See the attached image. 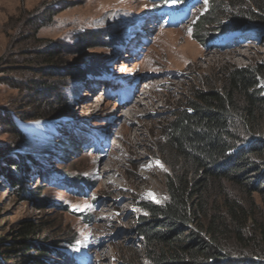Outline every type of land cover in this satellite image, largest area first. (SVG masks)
<instances>
[{
	"label": "rangeland",
	"instance_id": "rangeland-1",
	"mask_svg": "<svg viewBox=\"0 0 264 264\" xmlns=\"http://www.w3.org/2000/svg\"><path fill=\"white\" fill-rule=\"evenodd\" d=\"M168 4L169 10L176 9L173 1ZM207 9L208 2L197 0L186 9L184 19L183 16L172 19L169 13H163L147 34L140 37L134 33L133 23L138 14L152 12L145 0H0V56L6 52L9 41L22 38L27 30L24 22L37 18V37L45 45L62 48L67 70L59 81L55 78L48 81L67 114L48 120H21L14 115L31 113L34 95L27 88L30 79L37 76L27 70L0 71V112L14 115L23 132L22 137H14L2 114L0 258H5L1 248L15 239L19 224L32 220L39 221L54 240H74L71 245L64 244V248L73 253L79 264H131L126 260L135 259L130 258L134 250L136 260L142 262L140 241L131 230L140 214L137 203L160 204L166 199L164 181L168 169L158 157L156 141L162 136L166 118H170L168 113L178 100L187 99L191 88L206 87L223 70L264 60V42L253 31L232 37L227 44L209 43L205 47L194 37L193 24ZM225 12L221 11L222 24L227 22ZM217 29L211 27L206 37L219 32ZM104 30L125 40L124 46L130 39L127 43L130 46L120 52L122 48L113 46L115 41L110 36L88 38L89 32ZM109 66L112 72L106 76L107 82L92 83L91 78L96 77L93 72ZM78 73L83 74V79ZM116 77L124 79L123 86H114ZM20 80L23 83L16 89L12 82L20 84ZM101 85L111 90L102 99ZM127 85L133 87L130 88L133 100L128 104L122 103L128 93ZM45 98L53 99L51 94ZM153 114L157 117L150 116ZM51 127L59 130L57 140L61 142L52 145L54 151L49 143ZM46 129L45 133L39 131ZM89 130L93 139L86 142L84 149L78 148L72 154L70 148L63 156L56 154L65 143L62 137H72L66 143L70 145L77 140L73 132L87 135ZM99 130L109 138L105 143H96L98 139L94 136ZM54 153L60 161L50 156ZM16 154L27 159L29 172L23 187L33 193L34 199L19 195V189L8 181V160L18 162ZM105 169L109 170L104 172ZM58 172L85 178L92 186L90 191L85 196H76L72 191L57 189L52 182ZM149 193L156 199L149 198ZM36 197L45 203L62 201L73 213L55 207L38 208ZM97 197L101 198L94 204ZM255 199L260 203L259 195ZM260 207L259 218L264 223L263 203ZM75 212L91 215L92 221H83Z\"/></svg>",
	"mask_w": 264,
	"mask_h": 264
},
{
	"label": "trees",
	"instance_id": "trees-1",
	"mask_svg": "<svg viewBox=\"0 0 264 264\" xmlns=\"http://www.w3.org/2000/svg\"><path fill=\"white\" fill-rule=\"evenodd\" d=\"M145 1L156 11L174 1V15L186 16L193 0ZM221 11L227 12L223 16L225 24ZM37 20L24 22L27 30L22 38L9 41L0 56L2 73L27 70L37 76L30 79L27 88L34 95L31 113H14L21 120L57 119L67 114L48 82L54 78L59 81L67 72L63 50L42 43L45 41L37 37ZM213 26L219 32L208 39L206 35ZM249 29L264 42V0H208L207 11L193 24V35L206 47L231 33ZM109 36L116 48L124 43L105 30L89 32L88 38ZM106 69L102 67L93 75ZM77 75L83 79V74ZM218 75L206 87L191 88L187 99L178 100L167 115L170 118H166L162 136L156 141L158 157L168 169L166 199L160 204H136L140 214L131 231L140 241L142 262L136 260L134 250L130 258L135 259L126 260L128 263L264 264V223L259 218L260 203L264 206V60L229 68ZM19 82H12L16 89L23 83ZM50 94L53 99L48 101L45 96ZM14 115L0 112L11 134L20 138L23 132ZM16 158L18 162L8 160V181L19 189V195L31 199L33 193L23 187L29 172L27 159L17 154ZM52 184L76 196H85L92 187L85 178L64 172H58ZM255 195H259L260 203ZM100 198H94L93 203ZM34 201L38 208L55 207L73 213L62 201L45 203L38 197ZM74 215L92 221L89 214ZM15 233V239L1 248L6 255L0 258V264H77L75 256L64 248L74 240H54L39 221H22Z\"/></svg>",
	"mask_w": 264,
	"mask_h": 264
},
{
	"label": "bare ground",
	"instance_id": "bare-ground-1",
	"mask_svg": "<svg viewBox=\"0 0 264 264\" xmlns=\"http://www.w3.org/2000/svg\"><path fill=\"white\" fill-rule=\"evenodd\" d=\"M250 49V48H249ZM237 54H241V52L240 51H238V53ZM124 69V68H123ZM132 98H133V96H132ZM130 102V101H129ZM104 108H106V107H104ZM103 108V109H104ZM101 109V108H100ZM36 130H38V128L36 129ZM40 131V133H45L46 131H48V129H46V130H39ZM56 143L58 144V143H60L61 144V142L59 141V140H57L56 141ZM79 142L76 140V141H74L73 143H71L70 145L68 144H65V143H63L62 144V146H61V148L57 151L58 153L57 154H60L59 152H61L62 153V155H64V154H67L68 153V149H70V148H72L71 150H75V147H76V145L78 144ZM72 146V147H71ZM69 147V148H68ZM46 148V147H45ZM49 149V148H48ZM54 149V148H53ZM51 150V149H50ZM67 152V153H66ZM61 155V154H60ZM66 156V155H65ZM56 158V157H55ZM101 159V158H100ZM109 169H105V171L104 172H107Z\"/></svg>",
	"mask_w": 264,
	"mask_h": 264
},
{
	"label": "snow or ice",
	"instance_id": "snow-or-ice-1",
	"mask_svg": "<svg viewBox=\"0 0 264 264\" xmlns=\"http://www.w3.org/2000/svg\"><path fill=\"white\" fill-rule=\"evenodd\" d=\"M207 2H208V0H205V3H207ZM157 164H158L160 167H163V165L160 164L159 161H157ZM148 195H149V198L154 199V200L156 199V197H155V195H154L153 193H149ZM157 202H159V201L157 200ZM85 207H88V206L85 205Z\"/></svg>",
	"mask_w": 264,
	"mask_h": 264
},
{
	"label": "water",
	"instance_id": "water-1",
	"mask_svg": "<svg viewBox=\"0 0 264 264\" xmlns=\"http://www.w3.org/2000/svg\"><path fill=\"white\" fill-rule=\"evenodd\" d=\"M17 123H18V125H19V121H18Z\"/></svg>",
	"mask_w": 264,
	"mask_h": 264
}]
</instances>
